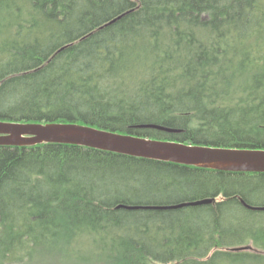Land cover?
I'll use <instances>...</instances> for the list:
<instances>
[{
  "label": "trees",
  "instance_id": "16d2710c",
  "mask_svg": "<svg viewBox=\"0 0 264 264\" xmlns=\"http://www.w3.org/2000/svg\"><path fill=\"white\" fill-rule=\"evenodd\" d=\"M238 100L264 101V0H0L2 122L160 137L136 128L157 123L182 131L172 141L263 149L264 103ZM150 175L226 200L119 209ZM262 190L264 174L0 146V264H264V220L242 203Z\"/></svg>",
  "mask_w": 264,
  "mask_h": 264
},
{
  "label": "water",
  "instance_id": "95a60500",
  "mask_svg": "<svg viewBox=\"0 0 264 264\" xmlns=\"http://www.w3.org/2000/svg\"><path fill=\"white\" fill-rule=\"evenodd\" d=\"M116 22L112 21L110 24ZM107 24L104 26L106 27ZM158 128L152 125H140L138 128ZM174 132V131H172ZM41 144H61L82 146L103 152L171 162L185 166L211 168L225 172L264 173L263 150H239L189 146L175 142H161L141 137L98 129L76 124H11L0 121V146L25 147ZM212 200L184 203L176 206L143 207L120 205L119 209L140 210H173L189 206L210 204ZM245 204V203H244ZM245 206L252 210L264 211V207ZM251 250L252 248H245ZM243 249L234 248L232 251Z\"/></svg>",
  "mask_w": 264,
  "mask_h": 264
},
{
  "label": "rangeland",
  "instance_id": "374dc122",
  "mask_svg": "<svg viewBox=\"0 0 264 264\" xmlns=\"http://www.w3.org/2000/svg\"><path fill=\"white\" fill-rule=\"evenodd\" d=\"M151 182L143 184H134V190L120 191L125 199H128L130 205L137 206H168L182 202L201 199V190L190 187L191 182L177 185L174 179L167 176L150 175ZM162 181L164 186L157 187L156 181ZM168 184V185H167ZM256 206H264V191L262 190L252 198ZM257 220H264V213L255 215Z\"/></svg>",
  "mask_w": 264,
  "mask_h": 264
},
{
  "label": "bare ground",
  "instance_id": "6f19581e",
  "mask_svg": "<svg viewBox=\"0 0 264 264\" xmlns=\"http://www.w3.org/2000/svg\"><path fill=\"white\" fill-rule=\"evenodd\" d=\"M130 12H125L119 16H117L116 18H114L112 21L116 20V22L120 21L121 19H123L127 14H129ZM112 21H110L109 23H107V26H110V25H113L115 24L116 22L110 24ZM71 45H66L65 47H63L60 52L68 49ZM239 102H241V104H238L237 106L242 108V109H245V108H249L251 107L250 104H244V102H249L251 100H238ZM257 101H260V100H257ZM263 101V100H261ZM220 104V103H218ZM232 105V104H230ZM232 106H235V105H232ZM258 106V105H257ZM4 122V121H3ZM5 123H10V122H5ZM11 124H16V123H11ZM29 124V123H28ZM73 124H76V125H83V126H91V125H87V124H78V123H73ZM20 125H27V124H20ZM143 125H152V126H157V127H161V128H164V129H167V130H162V129H158V128H155V127H152V128H146V129H150V130H153V131H157L159 133H162L164 135H161L160 137H151V136H148V137H141V138H144V139H148V140H156V141H161V142H175V143H182V144H185V145H189V146H201V147H213L215 148L214 146H208V145H199V144H188V143H184V142H180V141H172V140H169L167 136H165V134H177V133H181L182 131L179 130V129H176V128H172V127H168V126H165V125H162V124H157V123H151V124H143ZM91 127H94V126H91ZM94 128H97V127H94ZM136 128H138V126H136ZM100 129V128H98ZM139 129H143V128H139ZM174 131V132H172ZM118 133H122V132H118ZM123 134H128V133H123ZM131 135V134H129ZM133 136H137V135H133ZM137 137H140V136H137ZM217 148H225V147H217ZM229 149H239V150H263L264 151V148L263 149H254V148H229ZM107 153H112V152H107ZM112 154H117V153H112ZM117 155H121V154H117ZM122 156H126V155H122ZM127 157H131V156H127ZM131 158H135V159H142V158H136V157H131ZM144 160H148V161H157V160H149V159H144ZM157 162H163V163H171V162H164V161H157ZM171 164H175V165H180V166H183L182 164H177V163H171ZM185 166V165H184ZM191 167H196V166H191ZM206 169V168H205ZM209 170H213L214 169H211V168H207ZM218 171V170H216ZM222 172H225V171H222ZM228 173H233V174H237V173H244V174H264V173H257V172H228ZM221 197H218V198H211V197H208V198H201V199H198V200H194V201H187V202H182V203H178V204H174V205H168V206H176V205H180V204H184V203H191V202H197V201H202V200H212V202L210 204H204V205H200V206H189V207H184V208H195V207H203V206H209V205H213V206H216L218 203L220 202H223L224 200H226L224 198L223 195H220ZM242 200V199H241ZM242 203H243V206L245 207L246 210H248L249 212L257 215L258 213H264V211H260V210H252V209H249L245 206V204H247L248 206H251V207H264V206H256L255 204H249L247 203L246 201L242 200ZM245 203V204H244ZM120 206V205H119ZM129 206H132V205H129ZM143 207H159V206H143ZM180 209H183V208H180ZM173 210H179V209H173ZM171 210V211H173ZM140 211H170V210H156V209H140ZM251 246L250 245H243V246H239V247H235L237 249H243V250H239V251H235V252H241V251H247L245 248H248ZM234 249V248H232ZM231 249V250H232Z\"/></svg>",
  "mask_w": 264,
  "mask_h": 264
},
{
  "label": "flooded vegetation",
  "instance_id": "af4514ba",
  "mask_svg": "<svg viewBox=\"0 0 264 264\" xmlns=\"http://www.w3.org/2000/svg\"><path fill=\"white\" fill-rule=\"evenodd\" d=\"M263 103H264V101H249V102H244V104H250V105H261ZM230 104H232V105H238V104H241V102H239V101H232V102H230Z\"/></svg>",
  "mask_w": 264,
  "mask_h": 264
}]
</instances>
